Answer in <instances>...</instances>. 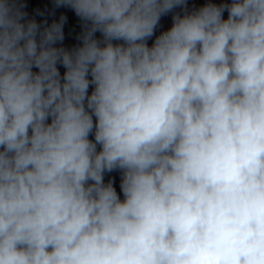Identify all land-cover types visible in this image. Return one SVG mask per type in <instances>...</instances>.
I'll return each instance as SVG.
<instances>
[{"label": "clouds", "instance_id": "1", "mask_svg": "<svg viewBox=\"0 0 264 264\" xmlns=\"http://www.w3.org/2000/svg\"><path fill=\"white\" fill-rule=\"evenodd\" d=\"M49 3L0 0V264H264V0Z\"/></svg>", "mask_w": 264, "mask_h": 264}, {"label": "water", "instance_id": "2", "mask_svg": "<svg viewBox=\"0 0 264 264\" xmlns=\"http://www.w3.org/2000/svg\"><path fill=\"white\" fill-rule=\"evenodd\" d=\"M203 2H204V0H190V6H192L193 4H195L196 6H199ZM45 6L51 7L49 0H29V9L28 10L31 13L33 7L44 8ZM60 12H65V14L70 16L69 24H67L65 26V34H66L65 44L67 46H71V45L76 43L75 35L80 31L79 20L77 18H75L73 14H71L70 12H67V10H63V9L58 11L57 16L60 14ZM36 18H37V20L43 19L42 17H36ZM48 19H49V22H51V19H53V18L48 17ZM161 23H162V29H160V30L166 29L171 24L170 17L164 18ZM61 71H63V69H61ZM112 175L117 176L118 174L113 173Z\"/></svg>", "mask_w": 264, "mask_h": 264}]
</instances>
